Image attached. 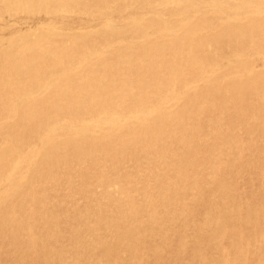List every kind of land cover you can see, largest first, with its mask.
I'll return each instance as SVG.
<instances>
[{
  "label": "bare ground",
  "instance_id": "bare-ground-1",
  "mask_svg": "<svg viewBox=\"0 0 264 264\" xmlns=\"http://www.w3.org/2000/svg\"><path fill=\"white\" fill-rule=\"evenodd\" d=\"M12 11L29 16L2 25ZM10 60L17 71L28 68L38 84L14 79ZM13 122L0 139V201L20 198L3 206L0 217L24 229L28 243L19 241L18 248L31 252L32 264L98 248L127 252L132 264L153 258L152 264H179L174 259L186 250L183 233L190 225L198 254L191 261L208 264L202 242L217 245L237 217L244 222L216 262L264 264L255 246L264 243L263 185L259 196L250 193L256 199L249 205L247 190L234 185L245 169L264 165V0H0V124ZM24 129L29 139L18 138ZM251 134L259 138L257 152ZM52 166L104 181L91 200L93 183L84 177L79 184L86 211L97 209L89 237H67L60 228L77 213L41 212L45 193L40 196L29 177L35 172L34 185L48 186ZM57 187L70 207L67 191ZM38 195L43 199L34 203ZM22 198L31 203L23 205ZM220 209L232 211L225 216ZM43 213L48 225L41 232L31 225ZM179 217L182 232L171 226ZM101 225L117 228L101 237ZM63 240L67 244H59ZM167 250V258L156 255ZM101 260L95 255L85 264Z\"/></svg>",
  "mask_w": 264,
  "mask_h": 264
},
{
  "label": "rangeland",
  "instance_id": "rangeland-1",
  "mask_svg": "<svg viewBox=\"0 0 264 264\" xmlns=\"http://www.w3.org/2000/svg\"><path fill=\"white\" fill-rule=\"evenodd\" d=\"M28 13L27 12H21V11H12V13L10 14V16H5L3 17V24H5L6 22H10L9 19H23V18H26L28 17L29 15H27ZM31 16V15H30ZM205 59L207 60V58L205 57ZM15 60H10V61H6V62L3 64V66L7 65L8 67H13L15 68ZM31 69V68H30ZM45 68H43V70L40 69V71H45L44 70ZM32 70V69H31ZM28 68H23L22 70H16L13 69V72L12 73V77H14V79L16 78V76L20 79H24V82H29L32 84V80L34 79L35 81L33 83H36L38 80H36L35 78H32V76H28ZM16 73V74H15ZM24 74V76L22 77V75ZM28 73V74H27ZM19 74V75H18ZM21 75V76H20ZM28 77V78H27ZM30 78V79H29ZM28 80V81H27ZM38 84V83H36ZM204 118V117H203ZM13 123L9 124L8 125L6 124L5 126H3L2 124H0V139L4 136L6 137V133L8 131V129H10L11 127L13 128ZM3 128V129H1ZM7 128V129H6ZM7 130V131H6ZM25 130V129H24ZM5 131V132H4ZM21 132V133H20ZM18 134V138H23V139H29V135H30V131L29 130H25L23 133V131L21 130ZM4 133V134H3ZM22 133H23V136H22ZM258 134V132H256ZM257 134H251V137H250V140L252 143V145H254L253 147V151L257 152L259 149H260V142H259V138H256V135ZM28 135V136H27ZM244 135V134H243ZM253 135L254 138L252 137ZM25 136V137H24ZM28 137V138H27ZM258 137V136H257ZM253 138V139H252ZM258 141V142H257ZM257 143H258V146H257ZM256 145V146H255ZM258 147V148H257ZM257 148V149H255ZM257 150V151H256ZM52 166V168H49V170L52 172L49 171V175H48V179L46 180L47 182H51L48 186H35L34 184H36L35 182V179L38 177L37 174H35V172L31 173L30 174V177H29V182L31 184H33L34 188L38 191L37 193L41 196L43 193H45V196H46V202H42V203H46L48 205H44L43 209L41 212H46L48 211L49 208H54L56 211L60 212L61 215L63 213H66L65 210H69L71 213H77L74 217H71L72 215H68V218L69 219L67 222H65L63 225L61 224L60 228L63 230V232L66 234V236L68 237L70 233H76V235L79 237V236H82V237H89L91 235V232L89 231V228H88V224H92L94 223V220H95V215H96V212H97V209L93 206L90 208H88V210L86 211V202L87 200H85V198L83 196L80 195L79 191L82 187V185H79L81 182H83L84 180L87 181L88 180V183L92 182L93 183V188L91 189L92 191L91 194L89 192L88 196L91 199H94V195L95 192L93 189L97 190V188H99L98 190H100V187L104 185V181L101 180L102 178L99 177H93V178H96V179H92L91 178V174H88L86 173H81V175H77L75 172L77 170H69L68 168H56ZM264 165L261 166V164H258V165H254L253 168L251 169H245L242 174L239 175V177L236 178L235 180V189L236 188H243L244 190H247V193L246 192V199H247V202L246 203H252L254 199H256L255 197L251 198V194L250 193H253V194H258L259 193V190H260V186L261 184L264 186V177L263 178H260L259 177V172L264 174ZM61 170V172L59 171ZM68 170V171H67ZM94 170V168H93ZM54 171V172H53ZM70 171V173H68ZM95 171V170H94ZM59 172V173H58ZM55 173V174H54ZM68 173V174H67ZM74 173V174H73ZM35 174V175H34ZM39 174V173H38ZM59 174H60V177H59ZM83 174V175H82ZM34 175V176H33ZM53 175V176H52ZM76 175V176H75ZM67 176V177H66ZM36 177V178H35ZM66 177V178H65ZM72 177V178H70ZM75 177V179H74ZM78 177H81L80 180ZM85 177V179H84ZM90 177V178H89ZM35 178V179H34ZM60 178V180H59ZM63 182H62V179ZM84 180H83V179ZM54 179V180H53ZM69 179V180H68ZM90 179V181H89ZM263 181H262V180ZM56 180V181H55ZM99 183H96V182H93L95 181ZM101 180V181H100ZM113 180V179H112ZM55 181V182H54ZM69 181V182H68ZM78 181V182H77ZM206 180H201L200 179V184H204V182ZM60 182V183H58ZM73 184H72V183ZM29 183V184H30ZM63 185H62V184ZM78 183V184H77ZM101 183V184H100ZM253 183H256L254 185H252ZM69 184V185H68ZM72 184V185H71ZM54 185V186H52ZM76 185V186H75ZM58 186V187H57ZM97 186V187H96ZM253 186V187H252ZM259 186V187H258ZM263 186H261L262 188H264ZM56 187H57V190L61 189L62 190H65L67 191L68 193V196H69V199H67V204H70V207H65L63 205V202L60 198H58V196L56 195ZM255 187V188H254ZM41 188V189H39ZM51 188V189H50ZM67 188V189H66ZM74 188V189H73ZM253 188L255 190H253ZM258 188V189H257ZM261 188V189H262ZM70 191H69V190ZM73 189V190H72ZM197 188H195L194 190H196ZM46 192H45V191ZM193 189H188L185 191V196H186V202H187V205L189 204L191 207H193V202L194 200L192 199V192L194 191ZM258 190V191H257ZM255 192V193H254ZM77 193V194H76ZM36 196V198L34 199L35 201H33L34 203L39 202L41 201V199H43L42 197L40 196ZM259 196V194H258ZM73 197V198H72ZM215 197V196H214ZM212 197L211 199H209V202L211 203L213 201V198ZM250 197V198H249ZM20 197H18L17 195L12 198L11 200H6L3 198V200L0 201V205L2 203V205L0 206L1 208L0 209H3V206H10V204H14L16 205V203L18 202L17 200H19ZM98 198L97 196H95V199ZM55 199V200H54ZM81 199V200H79ZM260 198H258L259 200ZM26 198H22L21 199V202L23 204V201H25ZM249 200V201H248ZM4 201V202H3ZM26 201H30V200H26ZM80 201V202H79ZM84 201V203L82 204V202ZM214 201H216V204L219 202V199H214ZM32 202V203H33ZM31 203V201L29 202ZM79 203V204H78ZM86 203V204H85ZM249 203L247 205H249ZM4 204V205H3ZM28 204V203H26ZM212 204V203H211ZM24 205V204H23ZM84 206V207H83ZM72 207V208H71ZM9 208V207H8ZM25 208V206H24ZM246 209V208H245ZM244 209V210H245ZM95 210V211H94ZM221 210V213L225 216H228L229 213L232 211V210H225V209H220ZM95 212V213H94ZM260 212H262L263 216H264V209L261 210ZM28 213V219L32 216V213L31 212H27ZM83 213V214H82ZM24 214L23 211H19L17 212L16 215H19V217L21 218L22 215ZM44 214V213H43ZM42 214V215H43ZM113 214V217L116 221H118V218L116 216V214H114V212H112ZM261 214V215H262ZM14 215V218L15 216ZM9 217V216H8ZM10 217H13V215H10ZM0 264H32L34 263L35 260L33 256H31V252L29 250H26L24 253L21 252V249L18 248V247H21L19 246L20 242H24V243H28L26 242L27 240H25L24 238V229L22 227H19L18 230H14L12 227H10V225L5 222V219H3V217H0ZM224 218H227V217H224ZM242 217H237L235 219V223L233 225H230V224H227L224 228L225 232H224V235L220 236V239H219V242L217 245H207L205 242H202L204 245L201 246L202 249L201 251L204 253V256L205 258H207L206 260H208V264H218L217 259H218V252H219V249L222 250L223 248H227L228 249V246H231L232 244V236H230V233L233 231V230H236V231H239L240 228H241V225L243 224L244 220L242 219V221H239L241 220ZM181 220H183V217H179V219H176L174 221L175 224H172L171 226H173V229L174 231H180L182 232V230L184 229L183 226L181 225ZM263 220V225H264V219ZM116 226H122L121 223H115ZM160 224H163V221L160 223ZM47 225H48V222H47V219L45 217V214L42 216V219L37 221L36 223H33L31 226L32 227H35L34 229H37L39 231H43V230H46L47 229ZM253 225V224H252ZM219 225L216 226V228H218ZM238 227V228H237ZM253 227V226H252ZM117 227L115 226H112V227H108V226H105V225H101L99 226V228L97 229V232L98 234H100L99 236L101 237H106L108 236L107 233L109 234L110 232H113L114 229H116ZM158 227L157 226H154V229L153 231L155 232V239L153 240L152 244L155 245V246H158L159 244L157 243L159 239L158 235H159V232H158ZM238 229V230H237ZM195 227L193 225H190L188 226L187 230L183 233L185 235H187L186 237V240H187V244H186V250L184 251L183 254H181L180 257H178L176 260L174 259V262H177L179 264H193V261H191V259L193 260L194 257H198L197 255L194 254V252L192 253V243L191 241L194 240V236L196 234L197 236V233H195ZM15 231V232H14ZM72 231V232H71ZM49 233L48 232H45V236ZM233 234V233H232ZM75 236V237H77ZM143 236V234H142ZM2 237V238H1ZM64 237V236H63ZM141 237V236H140ZM173 238V242L174 244H172L173 248L176 246V242L178 241L177 238H175L174 236H172ZM2 239V240H1ZM20 241V242H19ZM85 241V240H83ZM254 241V240H253ZM64 240L61 241V243L59 242V244H63ZM69 242V241H68ZM65 244H67V242H64ZM104 243H108V241H105L104 240ZM220 243V245H219ZM151 244V242H150ZM56 245V244H55ZM224 245V246H223ZM227 246V247H226ZM257 247L260 246V252L262 253V257H264V243L262 244H257L255 245ZM58 247V245H57ZM144 250V254H147V257H150L152 256V253L150 252L149 249H147V247L145 246V248H141V250ZM230 250V249H229ZM24 251V249H23ZM170 250H167V251H164V252H161L160 253H157L156 255L158 256V258H167L168 256H170L169 254ZM75 252H69L67 254L66 257H60L59 254H54L51 258V261L53 262V264H58L59 262L61 264H85V261H86V258H94V256L96 255L97 256H100L102 258L101 260V263L100 264H132L133 260H132V257L129 253L126 252V254H117L116 252L114 253L113 252V255L110 253L108 254V252L104 251V248H98L97 251H95V253H86V254H81V255H75V257H72L73 254ZM91 254V255H90ZM84 255H86L85 259H84ZM109 255V256H108ZM143 255V254H142ZM194 256L193 258H191V256ZM153 257V256H152ZM261 257V258H262ZM121 259V260H120ZM200 259V258H199ZM198 259V260H199ZM79 262L77 263L76 262ZM115 260V261H114ZM262 260V259H261ZM109 261V262H108ZM112 263H111V262ZM152 261V262H151ZM156 259L153 258V259H149V263L152 264V263H155ZM211 261V262H210ZM195 264H198L199 261H196L194 262Z\"/></svg>",
  "mask_w": 264,
  "mask_h": 264
}]
</instances>
